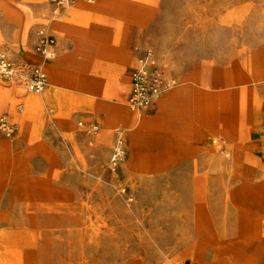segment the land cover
I'll return each mask as SVG.
<instances>
[{
	"label": "rangeland",
	"instance_id": "rangeland-1",
	"mask_svg": "<svg viewBox=\"0 0 264 264\" xmlns=\"http://www.w3.org/2000/svg\"><path fill=\"white\" fill-rule=\"evenodd\" d=\"M101 5L112 6L127 27L123 76L134 57L151 50L176 82L171 92L187 84L179 110L189 109L190 128L181 111L168 130L158 107L134 113L140 117L130 124L120 107L101 121L105 115L85 106L75 73L47 68L40 94L56 83L70 107L51 111L38 131L50 157H0V264H264V192L244 203L237 192L242 184L264 191V78L254 83L253 72L264 53V0H95L48 15L54 21L76 9L101 15ZM0 11V49L28 77L40 62L29 43L33 27L22 49L11 51L7 24H19ZM91 24L92 18L83 21L88 32ZM98 29L105 32L99 53L108 49L111 58L114 32ZM249 83L259 108L247 98ZM24 86L34 94L27 80ZM92 123L98 134L87 131ZM117 129L125 157L114 167Z\"/></svg>",
	"mask_w": 264,
	"mask_h": 264
},
{
	"label": "crops",
	"instance_id": "crops-1",
	"mask_svg": "<svg viewBox=\"0 0 264 264\" xmlns=\"http://www.w3.org/2000/svg\"><path fill=\"white\" fill-rule=\"evenodd\" d=\"M23 1L25 0H0V9H3L5 12L7 11V13L19 24V26H16L6 23L12 29L7 38V48L11 51L21 50L25 43L26 29L28 27H33L29 43L34 53L38 30L42 27L48 28L49 26L50 29L53 30V32L51 30L50 32L56 38L57 45L55 49V58L45 64L48 79L49 71L47 68L49 67H51V69L53 68L54 72L58 74L62 72L66 73L68 76L75 73L80 83L81 98L85 106H90L87 107L88 110L93 109L96 113L98 112L105 115L101 118V121L106 122L107 118L114 115L117 112L116 109L119 107L124 110L123 119L126 123L130 124L136 121L140 116L134 114L128 107V98L131 92L130 73L135 67L138 57L142 53L133 58V62L128 69V75L124 77L122 67L124 65L125 55L121 52L120 45L124 42L127 27L121 19H114L116 16L114 15L112 6L106 8V6L101 5L100 12H103L101 15H97L96 11L93 9L89 11L76 9L74 10L73 16L65 15L62 20L54 21L55 19L48 15L50 12L51 14L53 13V9L49 2L37 0L31 4L27 3V5L31 6L28 7L25 6ZM111 2H113V0H111ZM81 6L84 5L81 4ZM0 13L2 12L0 11ZM91 18L93 19V24L91 25L95 28L92 29L91 32H88L85 26H83V21ZM45 22H47V24H45ZM99 27L101 29L110 28L114 32V41L111 42L112 45L110 49L114 53L111 58L115 59V62L118 63L114 68L109 66L111 58L105 53L108 49H103L102 53H99L100 47L105 45V42H103L105 32L103 33L102 30H99ZM95 49L96 52L94 53L92 50ZM262 56H264V53L260 54L255 64L259 62V58ZM35 57L37 56L35 55ZM253 72L254 83L264 78V73L262 71H255L253 68ZM55 81L57 80L55 79ZM254 83H249L247 86V98L249 99L252 95L257 101V108V106L261 104V99L254 92ZM186 85L187 84L184 83L182 88L179 87L172 92L170 91L164 94L162 101L158 100L153 106L158 107L161 114L164 115L162 119L163 124L168 127V130L170 127L174 128V120L177 119L182 112L186 116V122H189L191 119L189 109L183 110L181 108L182 112L179 110V101L182 96L185 97L186 95ZM11 86L13 87H8L0 83V114H4L11 122L17 123L19 125V131L13 139L9 140L2 138L0 135V157H25L27 159L28 157H50L43 153L38 131L42 129L43 125L49 120L50 113H65L70 107L68 102L65 103L64 101L63 103L62 101L65 97L62 92L63 90L57 86L56 83H53L45 94L34 93L30 95L27 93L24 84H20V82L13 81ZM177 104L178 106L175 108ZM19 105H23L24 109L18 110ZM259 107L260 105L258 108ZM258 114V109H256L251 120L252 122L249 124V127L248 125L246 126L247 129L253 126L254 118L257 117ZM85 126L86 129L97 127L98 131L100 128L96 123ZM188 128H190L189 124ZM195 128L196 124L194 122L192 129L195 130ZM98 131L95 132V134H98ZM117 131H122V129H117ZM208 133L212 134L210 132H205V134ZM226 136L230 138L231 134L226 132ZM208 138L209 135H207V139ZM259 139L264 141V135H259ZM243 148L245 147H242L241 144L236 147L235 152L238 157L242 156ZM210 155L213 156V153H210ZM23 173L24 176H27L28 172L23 171ZM262 183H264V181ZM243 185L245 184H242L237 191L239 193V199L243 203L250 201L251 194L259 195V193L264 192L260 191L262 190L260 184L251 191Z\"/></svg>",
	"mask_w": 264,
	"mask_h": 264
},
{
	"label": "built area",
	"instance_id": "built-area-1",
	"mask_svg": "<svg viewBox=\"0 0 264 264\" xmlns=\"http://www.w3.org/2000/svg\"><path fill=\"white\" fill-rule=\"evenodd\" d=\"M53 14H58L68 6L77 2L89 4L95 0H48ZM56 38L47 27H42L36 34L34 53L39 63L32 69L29 76H25L14 65L9 54L0 50V79L12 83L13 81L25 84L31 93H42L48 86V73L45 64L56 56ZM131 92L128 98V107L133 113L142 114L153 107L161 96L174 89L176 82L159 64L151 50L144 51L137 59L135 67L130 73ZM264 98V84L262 85ZM90 133L98 131L97 127L87 129ZM17 129L12 126L7 118L0 116V133L7 139H13L17 135ZM125 139L122 131H117L116 144L112 153V166L116 167L125 157ZM183 264H195L187 261Z\"/></svg>",
	"mask_w": 264,
	"mask_h": 264
},
{
	"label": "bare ground",
	"instance_id": "bare-ground-1",
	"mask_svg": "<svg viewBox=\"0 0 264 264\" xmlns=\"http://www.w3.org/2000/svg\"><path fill=\"white\" fill-rule=\"evenodd\" d=\"M65 15V14H64ZM72 16V15H71ZM52 21V20H51ZM258 64V70L262 71L264 73V56L259 58ZM162 98V97H161ZM248 111V110H247ZM200 259V258H199Z\"/></svg>",
	"mask_w": 264,
	"mask_h": 264
}]
</instances>
